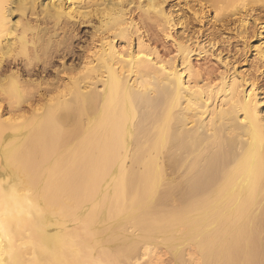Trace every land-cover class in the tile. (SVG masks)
I'll list each match as a JSON object with an SVG mask.
<instances>
[{"label":"bare ground","instance_id":"1","mask_svg":"<svg viewBox=\"0 0 264 264\" xmlns=\"http://www.w3.org/2000/svg\"><path fill=\"white\" fill-rule=\"evenodd\" d=\"M31 17L89 41L27 99L1 84ZM206 52L224 71L192 83ZM0 93V264H264V0H0Z\"/></svg>","mask_w":264,"mask_h":264},{"label":"rangeland","instance_id":"2","mask_svg":"<svg viewBox=\"0 0 264 264\" xmlns=\"http://www.w3.org/2000/svg\"><path fill=\"white\" fill-rule=\"evenodd\" d=\"M30 19V26L36 28L33 34H37V37H40V39H34L32 35H30L32 34L31 32L27 33V39L29 38L30 40L33 38V41H35L34 43H36V51H32L34 47L32 46L33 44H28L26 55L19 54L16 59H12L13 61H8L6 64V75L9 76V78H7L8 80L5 79V81H2L1 84L3 85L1 88H6L11 84L10 80L14 79L20 83L18 84L21 86V92L27 99H29V95L35 91L36 86L55 87L58 86L60 82L66 83L69 75L79 73L82 69L80 56L83 54L89 41L88 28L80 27L71 33L64 34L58 32L55 35L49 27L45 28L41 23H36L34 17ZM195 28H197V26H195ZM178 31L179 30L174 28L163 34L156 31H146L141 28V32L145 35L149 46L155 48L156 52L165 58V60L175 55V48L172 47V42L177 39ZM227 55L229 54L225 52L222 53V57L224 58ZM230 55L229 59L232 57ZM190 60L192 68L190 80L192 83L200 81H211L212 83H216L218 75L224 71L222 64L218 62L214 54L210 52H206L202 55L192 54ZM40 93L42 94L43 92L39 91L35 97L36 101L32 102L27 100V102L22 103L18 107L20 111L10 113L25 114L30 113L33 109H38L42 104L37 102ZM0 111L4 113L5 116L10 115L8 106L1 93ZM162 263L172 264L168 259H164Z\"/></svg>","mask_w":264,"mask_h":264}]
</instances>
